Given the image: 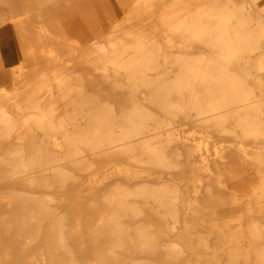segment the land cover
Wrapping results in <instances>:
<instances>
[{
	"label": "bare ground",
	"instance_id": "6f19581e",
	"mask_svg": "<svg viewBox=\"0 0 264 264\" xmlns=\"http://www.w3.org/2000/svg\"><path fill=\"white\" fill-rule=\"evenodd\" d=\"M7 1L2 50L10 28L19 47L0 56V264H264L258 2ZM43 6L52 27L34 19ZM228 198L247 221L206 210Z\"/></svg>",
	"mask_w": 264,
	"mask_h": 264
},
{
	"label": "rangeland",
	"instance_id": "374dc122",
	"mask_svg": "<svg viewBox=\"0 0 264 264\" xmlns=\"http://www.w3.org/2000/svg\"><path fill=\"white\" fill-rule=\"evenodd\" d=\"M256 1L260 5V8L264 9V0H256ZM7 2L9 4L12 3L13 4L12 6L16 5L17 8H20V4H22L21 0H8ZM30 4H31V6L34 5L33 2H29V5ZM97 4L99 5L100 11H104L107 7H109L112 4H114V1L113 0H98ZM33 12L36 14V15L34 14V19L35 20H38V21H40V23H44V24H46L49 27H52L54 25L53 24V17L56 16V14L53 13L52 9H49L48 6H43L41 9H34ZM12 26H13V24H11L10 27H12ZM3 33H4V31L2 33L0 32V41L3 40V38H4ZM10 34H12V36H11L12 38L10 40L12 46L9 48L10 50H6V49L2 50V46H1V42H0V51H1L0 56L3 57V60H4L6 65H7L8 61L13 57L15 49L18 52V47H19V41H18V38H17V34H16V32H13V30L11 28H10ZM89 38H90V36H88V34H85L83 40L86 41ZM81 70L83 71L84 69L82 68ZM86 72H87L88 76H89V74H93L90 69H86ZM92 79L93 80L92 81L90 80L89 82H92V83L93 82H99V84H100L99 86L103 88L101 90L102 93L108 92L107 95L105 94V95L102 96L103 99L106 98V97H109L113 101H115L116 103H122V100H123L122 95H120L118 93L109 94L112 91L106 84H104L101 80L97 79L96 77H93ZM16 84H17V87H19L21 85L20 79H18L16 81ZM190 126H191L190 123H184L183 126H181V127L186 129V128H189ZM217 142H218V138H211L210 139V145L211 146L214 143L215 144H219ZM9 145H11V144H8V143H1L0 144L1 147L2 146H9ZM228 145H227V147H228ZM243 162L245 164L243 163L241 165V167L238 168V169H240V171L238 170V174L237 175H239V177L237 178V180H238L237 183L239 184V190H243L245 192H242V193L247 194L246 192L249 190V188L253 187V186H255L257 184L258 176L256 174V171H255V169L253 167V164H252V161L250 159H248L247 161H243ZM72 189L74 190V189H76V187H74L73 185L68 187L67 190H66V193L69 192ZM216 192H217V196H219V195L221 196V194L222 195L224 194V193L219 192L218 190H216ZM225 197H227V196H225ZM253 197H254V195H253ZM66 209L73 211V209H70V208H67V207H66ZM222 209H225L226 211H228L227 212L228 214H232L233 212H240V213L243 212V218L245 219L244 221H247V218L249 216L247 214V212H246V207H244V203L242 201H238V203H234V202H231V199H229V198L227 199V203L222 204L220 201H216L212 206H209L206 210L219 212V211H222ZM75 211H78L80 213H84V212L89 211V209L81 208V209H75ZM210 215H211V213H210ZM205 216L208 217V213L205 214ZM207 231H209V229L206 226H199L195 230V232H197L199 234H201V233L204 234ZM210 234H211L210 241H212L214 239L216 233H215V231H212ZM222 257L226 258L225 255H222ZM159 259L161 260L162 258H159ZM179 264H182V263H179Z\"/></svg>",
	"mask_w": 264,
	"mask_h": 264
},
{
	"label": "crops",
	"instance_id": "0c3cea01",
	"mask_svg": "<svg viewBox=\"0 0 264 264\" xmlns=\"http://www.w3.org/2000/svg\"><path fill=\"white\" fill-rule=\"evenodd\" d=\"M10 62H8L7 64H9Z\"/></svg>",
	"mask_w": 264,
	"mask_h": 264
}]
</instances>
